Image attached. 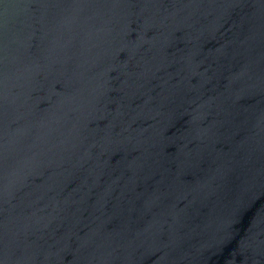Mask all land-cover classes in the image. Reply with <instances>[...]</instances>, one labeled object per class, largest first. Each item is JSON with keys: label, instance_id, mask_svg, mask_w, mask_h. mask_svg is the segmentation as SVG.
Returning <instances> with one entry per match:
<instances>
[{"label": "water", "instance_id": "obj_1", "mask_svg": "<svg viewBox=\"0 0 264 264\" xmlns=\"http://www.w3.org/2000/svg\"><path fill=\"white\" fill-rule=\"evenodd\" d=\"M0 264H264V0H0Z\"/></svg>", "mask_w": 264, "mask_h": 264}]
</instances>
